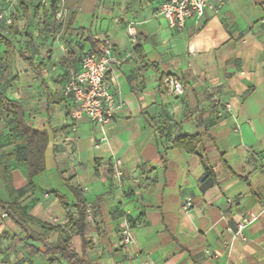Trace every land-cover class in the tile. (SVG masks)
Wrapping results in <instances>:
<instances>
[{
  "label": "crops",
  "instance_id": "0c3cea01",
  "mask_svg": "<svg viewBox=\"0 0 264 264\" xmlns=\"http://www.w3.org/2000/svg\"><path fill=\"white\" fill-rule=\"evenodd\" d=\"M164 1L71 0L57 22L53 0H0L14 13L0 26V264H69L43 245L62 237L92 264H264V0H228L181 30L159 14ZM95 37L120 61L112 92L124 101L104 136L72 117L62 91ZM168 74L183 81L182 95L162 88ZM16 116L49 135L45 170L31 179ZM178 132L201 134L194 152L171 147ZM65 179L92 211L85 247L71 231L76 199Z\"/></svg>",
  "mask_w": 264,
  "mask_h": 264
},
{
  "label": "built area",
  "instance_id": "2783aa9c",
  "mask_svg": "<svg viewBox=\"0 0 264 264\" xmlns=\"http://www.w3.org/2000/svg\"><path fill=\"white\" fill-rule=\"evenodd\" d=\"M228 0H165L158 8L159 14L167 24L177 29H183L186 21L192 16H201L206 10L219 12ZM67 14L65 0H56L53 11L54 19L62 22ZM14 23L11 7L0 10V26L9 28ZM130 34L133 32L129 31ZM97 51L88 50L80 58L79 68L70 74L62 87L64 95L70 96L73 110L72 117L77 119L86 116L99 124L104 136V127L114 115L123 107L124 101L120 95H114L112 87L117 84V67L119 59L112 56V46L104 38H98ZM161 86L171 97L180 96L185 91V84L176 76L168 74L161 79ZM226 110L230 109L227 103L223 104ZM122 172H115V179L119 181ZM191 206L189 198L183 204L185 209ZM2 214V217L6 216ZM85 222L94 223L92 211L89 205L85 208ZM255 219V215L249 213L242 216L236 223L235 235H241L244 227ZM124 243L132 241V223L125 220L121 228ZM230 246V243L229 245Z\"/></svg>",
  "mask_w": 264,
  "mask_h": 264
},
{
  "label": "trees",
  "instance_id": "16d2710c",
  "mask_svg": "<svg viewBox=\"0 0 264 264\" xmlns=\"http://www.w3.org/2000/svg\"><path fill=\"white\" fill-rule=\"evenodd\" d=\"M55 2L53 0V11L55 9ZM65 7L68 11L71 9V0H65ZM14 16V13H13ZM89 44L92 50L97 51L98 41L95 39H89ZM26 62L30 69L36 74L39 75L42 72L43 67L41 65H33L29 59H26ZM41 88L45 92L46 95H50L48 90V86L41 82ZM9 103L13 106L14 112L17 115V109L20 111V107L17 106L14 101H9ZM16 123V129L22 134L24 138V150L26 151L25 163H26V171L28 173V178L43 173L45 170L44 163V155L45 149L49 142V135L47 129L36 130L31 126L26 124L22 118L20 119L18 116L14 118ZM201 134L194 133L191 135H186L182 133H176L173 137H171V147L183 149L186 152L192 153L196 150L197 146L201 142ZM204 176H212V171L208 166H205ZM64 177V176H63ZM69 190L75 196V202L73 203L74 215L69 217V222L71 223V231L72 234L80 237L82 239L83 246L88 245V242L85 241L83 235L87 229L85 222V208L86 204L81 199L78 189L68 183V180H64ZM64 202V200H62ZM101 198L98 197L95 203L92 205V209L94 214H97L98 209L101 207ZM8 208V213H11V209L13 205H10ZM42 242L43 239H41ZM46 247V252L60 254L63 259H65L69 264H92L91 261L86 258L82 253H78L75 249L70 245V237H62L54 244L43 243Z\"/></svg>",
  "mask_w": 264,
  "mask_h": 264
}]
</instances>
